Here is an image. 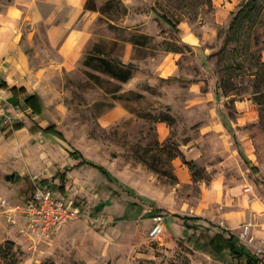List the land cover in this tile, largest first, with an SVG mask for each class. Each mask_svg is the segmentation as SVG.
<instances>
[{
  "label": "rangeland",
  "instance_id": "obj_1",
  "mask_svg": "<svg viewBox=\"0 0 264 264\" xmlns=\"http://www.w3.org/2000/svg\"><path fill=\"white\" fill-rule=\"evenodd\" d=\"M10 1L0 0L4 3ZM95 1L102 5L106 0ZM121 1L118 12L109 11L102 20L99 16L96 26L100 36L98 42L110 48L114 33L119 38L114 54L122 57L126 45L121 41L123 35L146 30L151 36L146 48L135 49L133 63L137 69L128 84L129 87L149 90L145 100H139L136 93L129 96L136 99L130 104L138 113L148 117V124L141 120L114 127L102 126L98 121L100 116L114 104L109 93L120 83L109 75L101 74L103 80L98 84L88 77L84 65L72 72L53 76V86L48 87L45 95L48 111L42 118H34L23 108H17L16 121L27 120L26 135L40 131L39 124L53 125L62 132L64 139L57 135L47 137L43 133L35 137V133L34 138L27 139L26 146L18 155L12 153L15 135L3 139L0 199L6 198L11 205L21 203L32 195L35 184L40 183L72 199L86 216L67 223L51 238L32 240L19 232L18 225L8 221L7 214L0 207V264H145L150 260L158 264H226L232 259L227 252L209 257L212 253L210 241L217 238L220 244H224L223 236L230 235V231L221 221L216 225L197 215L208 208L205 187L214 176L220 175L232 188H237L236 191L231 190L235 198L247 194L246 187L251 186V199L257 201L256 208L261 206L259 198H264V115L260 112L255 121L233 129V137H221L218 132L206 131V123L210 121L207 101L195 103L189 109L185 106L188 99L198 98L195 91L199 88L203 93L209 90L212 72L200 66L196 53H190V48L177 42V28L160 15H167L176 25L182 21L191 24L200 35L204 48L211 51L212 69L218 84L222 78L231 76L237 88L230 93H238L235 98L255 103L254 76L245 75L242 71L258 57L264 60V0H259L251 16L242 14L245 30H250L248 53L243 51L246 33L240 40L231 41L229 36L236 15L249 0H240L227 13H220L213 0H145L143 3L135 0V11L128 18L129 9ZM109 22L120 29L125 28V31L111 29ZM129 24L142 26L128 29L126 25ZM175 46L186 52L178 62V75L169 78L158 76L156 72L163 55ZM233 63H241L245 68L229 71L227 65ZM152 92L160 95L154 96ZM235 98L230 99L229 107L232 109ZM163 117L169 118L171 128L170 136L164 141L169 151H155L154 154L159 156L158 166L166 174L160 175L147 167L158 178L151 183L149 178L146 181V176L141 180L144 185L153 187L156 199L139 197L120 181L108 178L89 164L68 174L67 183L62 187V179L57 176L55 166L64 163L62 158L70 151L82 154L78 161L86 158L109 171L119 155L128 157L129 161L132 156L135 166H146L140 157L146 156L144 150L150 143L156 150L153 144L158 138L155 123ZM240 136L245 139H240ZM186 144L188 152L185 151ZM33 156L40 159L33 163L35 166L27 159L32 160ZM176 157L194 165L191 169L194 174L192 183L178 184L173 163ZM220 196H223L222 192ZM156 214L166 216L165 233L158 242L149 237L152 218ZM261 220L258 217L255 221L259 223L257 229H264ZM243 229L240 226L236 231L241 233ZM120 234L122 237L117 240ZM167 237L176 239L175 247L166 243Z\"/></svg>",
  "mask_w": 264,
  "mask_h": 264
},
{
  "label": "crops",
  "instance_id": "obj_2",
  "mask_svg": "<svg viewBox=\"0 0 264 264\" xmlns=\"http://www.w3.org/2000/svg\"><path fill=\"white\" fill-rule=\"evenodd\" d=\"M87 1L12 0L8 3L0 2V95L5 97L8 110L16 116L19 113L17 108H23L29 116L42 118L48 111L45 95L48 92V87L53 86V76L72 72L84 65L83 61L86 54L99 40L100 36L96 32V26H98L99 16L102 15L99 10L86 8ZM123 1L129 9L126 15L128 18L135 9V0ZM213 1L219 8L220 13H227L234 9L240 0ZM143 2L145 0H142ZM98 6H100V3ZM126 26H128V29H132L139 28L142 25L131 26L129 24ZM176 28L179 35L177 42L190 48L192 50H190V53H196L200 66L206 71L212 72V84L209 90L206 93L201 92L200 88L195 91L198 98L188 99V104L185 106L186 109L192 108L195 103L207 101L210 121L206 123V131L218 132L221 137H233V129L244 126L250 121H255L259 117L260 109L258 104L252 100L235 98L237 95L235 93L225 94L218 86L217 77L212 69L211 51L208 47L204 48L200 35H198L191 24L185 21L178 24ZM142 31L143 33H148L146 30ZM111 37L114 40L116 39L114 33ZM125 44L122 60L125 63L134 62L136 47L129 41H126ZM185 53L183 50H166L157 68L156 73H158V76L169 78L172 75H178V62ZM262 56L264 59V50ZM86 69L90 70L87 67ZM131 81L132 79L128 82L118 81L122 88L119 91H111L109 93L114 99V104L106 113L100 116L98 121L102 126L114 127L122 123H138L141 120L144 121V124H148V117L138 113L133 104H130L136 99H130L129 96L130 93H136L137 97L140 98L139 100H145L149 90L129 87L128 84ZM2 82H6L8 86L1 87ZM14 87L18 90L14 91L12 89ZM156 94L160 95L159 92H152V95L157 96ZM29 95H37L40 98L44 107L42 114L34 113L32 108L26 105L24 100ZM164 95H166L165 92ZM231 98H235L233 100V109L229 107ZM29 116L26 118L29 119ZM17 124L22 126L17 127ZM155 125L159 141H166L171 133L169 123L159 119ZM27 126V120L22 119L19 122L17 120L14 129L8 131L0 139V144L7 136L15 135L16 140L12 143V153L18 155L26 146L27 139L29 137L34 138L35 133V137H39L42 133L47 137L53 136L40 129V127L46 128L51 125L39 124L38 128L40 131H33V135L32 133H29V135L25 134L24 131ZM239 138L245 139L244 136ZM184 146L186 147L185 151H187L189 146L187 144ZM4 147L3 144L0 145V155L3 154ZM34 156L32 160L27 158L29 164L34 162L36 164L40 161L39 155L36 156L37 160ZM130 158L131 161H129L128 157L119 155L114 159L113 167L110 168L114 179L118 183L120 181L126 189L133 190L136 195L143 199H156L153 187L144 185L141 180H145L143 176H146V181L149 178L148 181L151 183L153 179L158 178V175L153 174L148 170L147 166L142 164L135 166L133 157L131 156ZM63 159L65 160L64 163L55 166L57 174L66 172L68 176V174L75 173L88 165H78L82 159L78 161V158L70 156V153L65 155ZM173 163L178 177V184L192 183L194 174L189 167L190 165L181 161L179 157H176ZM35 164L33 165L35 166ZM137 169H140L141 172H138ZM236 189V187L232 188L225 182L220 175L214 176L209 185L205 187L207 192L206 206L208 208H204L203 212L197 215L216 225L220 224V221L224 222V227L240 238V232H237L236 229L250 219L251 210L258 208H256L257 201L251 199L250 192L240 195L238 198L233 197L231 190L236 191ZM220 192L223 193V196H220ZM254 194L257 195L255 192ZM138 199L136 197V200ZM251 232L258 236L264 235V230L257 229V227H253ZM132 235L136 237L135 234ZM230 235H224V237H229ZM120 237H122L121 234L117 236V240ZM166 243L170 247H175L177 241L167 237ZM240 243L254 254L243 240L240 239ZM226 252L231 256L228 249L221 251L212 247V253L209 254V257H218ZM90 262L92 263V261ZM236 262L237 260L232 257L231 260L226 261V264H236Z\"/></svg>",
  "mask_w": 264,
  "mask_h": 264
},
{
  "label": "trees",
  "instance_id": "obj_3",
  "mask_svg": "<svg viewBox=\"0 0 264 264\" xmlns=\"http://www.w3.org/2000/svg\"><path fill=\"white\" fill-rule=\"evenodd\" d=\"M259 0H249L247 2L246 7L240 10V12L236 15L230 30V40H240L242 37V34L244 35L246 33V38L244 39V45H243V51L249 52L250 49V42H249V31L245 30V26L243 24V18L242 14H244V17L251 16V14L254 12L255 8L257 7ZM122 5L121 0H106L102 5L98 6L97 2L95 0H88L86 4V8L92 9V10H99V12L102 14L100 16V20L104 18V15L109 11L116 10L119 11L120 7ZM162 19H164L168 24H170L173 28H176V23L170 18L162 14L160 15ZM109 27L111 29H118L120 31H125L124 29H120L118 25L113 24L109 22ZM251 29V26L249 27ZM122 36V35H121ZM123 42L129 41L135 45L136 48L144 49L148 46V43L150 40H152L151 36L145 33H134L130 36L123 35L121 38ZM119 38L116 37L115 41L111 42V47L106 48L101 42L95 43L92 48L88 51L86 54V57L83 61V64L91 70H87L88 77L97 82L98 84L102 82L103 76L101 74L109 75L110 77L117 79L121 82H127L130 80L135 70L137 69L136 65L133 62L125 63L122 60V57L119 55H115L114 51L116 50V47L119 45ZM171 49V48H170ZM171 50L174 51H182L179 46H175ZM242 50H239L238 52H241ZM255 66V68H253ZM243 69L245 66L241 63H233L227 65V69L229 71L233 69ZM246 70H243L242 72L245 75L254 76V83L252 84L254 86V94H255V103L258 104L260 112H262V116L264 115V60L261 59V57H258L257 60L251 64L250 67H246ZM231 77V76H230ZM229 78H222L220 81V84L218 85L222 91L225 94H229L231 90H234L237 88L236 84H234L233 81ZM8 84L6 82L1 83V87H6ZM122 88L120 84H118L113 90L111 91H119ZM245 87H242V90ZM14 91H17V88H12ZM25 91L24 89H21ZM110 91V92H111ZM236 94V93H235ZM238 94V93H237ZM26 105L30 108H32V111L37 114H42L44 107L40 100V98L37 95H29L27 96L26 100H24ZM165 121H169V118L163 117L160 118ZM21 124H17V127H21ZM42 131H44L47 134L50 135H57L59 138L64 139V136L62 132L57 130L53 125L48 126L46 128L40 127ZM155 145V149L151 146V143L148 145L144 151L146 156H141L140 159L142 163L146 164L148 168H150L152 171L158 173V174H166L162 169H160L158 166L159 156L157 154H154L155 151H161V152H168L169 148L165 144V142H160L158 138L153 143ZM82 156L80 152L76 151H70V156L78 158L79 156ZM176 154L173 155L175 157ZM186 164L190 165L189 167L193 169L194 165L191 164L188 161H185ZM83 164H89L94 167H97L104 175H106L110 179H114L111 172L104 168L100 164H96L90 160H87L86 158H82L81 162L78 165ZM57 176H60L62 179V187H65L66 172L58 173ZM175 179H178L177 176H175ZM185 222L187 221V218L184 217ZM231 235L229 237L224 238V244H220L216 239H212L210 241V244L213 248L217 250H225L228 249L231 256L237 260L236 264H264L262 260L256 255L251 253L249 250L246 249V247L240 243V238L233 233H230ZM224 237V236H223ZM145 264H158L153 260L145 262Z\"/></svg>",
  "mask_w": 264,
  "mask_h": 264
},
{
  "label": "built area",
  "instance_id": "obj_4",
  "mask_svg": "<svg viewBox=\"0 0 264 264\" xmlns=\"http://www.w3.org/2000/svg\"><path fill=\"white\" fill-rule=\"evenodd\" d=\"M15 124L16 115L8 110L5 97L0 95V139L8 131L13 130ZM35 185L32 195L21 203L11 205L6 198L0 199V207L7 214L8 221L18 225L19 232L24 236L32 240L37 237L51 238L67 223L86 216L72 199L56 193L48 186H42L40 183ZM246 191L252 192V187L247 186ZM259 202L260 208L252 210L250 219L241 225L244 229L240 233V239L264 262V235L258 236L249 231L250 228L259 225L255 222L258 217L262 219L261 224L264 225V198H259ZM165 218L164 214L153 216V224L149 231L151 240L156 242L162 240L165 233ZM221 224L225 226L224 222Z\"/></svg>",
  "mask_w": 264,
  "mask_h": 264
}]
</instances>
